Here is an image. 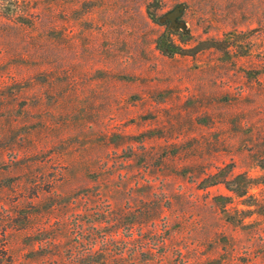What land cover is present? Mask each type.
<instances>
[{"label":"rangeland","instance_id":"1","mask_svg":"<svg viewBox=\"0 0 264 264\" xmlns=\"http://www.w3.org/2000/svg\"><path fill=\"white\" fill-rule=\"evenodd\" d=\"M0 264H264V0H0Z\"/></svg>","mask_w":264,"mask_h":264},{"label":"trees","instance_id":"2","mask_svg":"<svg viewBox=\"0 0 264 264\" xmlns=\"http://www.w3.org/2000/svg\"><path fill=\"white\" fill-rule=\"evenodd\" d=\"M234 192H237V191H235L234 189H232ZM238 193V192H237Z\"/></svg>","mask_w":264,"mask_h":264}]
</instances>
